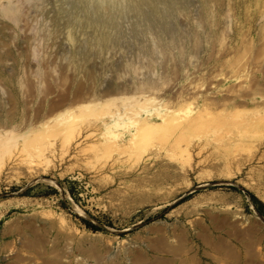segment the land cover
<instances>
[{
  "label": "rangeland",
  "instance_id": "obj_1",
  "mask_svg": "<svg viewBox=\"0 0 264 264\" xmlns=\"http://www.w3.org/2000/svg\"><path fill=\"white\" fill-rule=\"evenodd\" d=\"M2 130L0 264H264V0H0Z\"/></svg>",
  "mask_w": 264,
  "mask_h": 264
},
{
  "label": "bare ground",
  "instance_id": "obj_2",
  "mask_svg": "<svg viewBox=\"0 0 264 264\" xmlns=\"http://www.w3.org/2000/svg\"><path fill=\"white\" fill-rule=\"evenodd\" d=\"M143 1H145V0H143ZM3 6V5H2ZM9 6V5H8ZM10 8H12V7H10ZM10 8L9 7H7V5L2 9V13H4V14H8V13H11V10H10ZM10 16V15H9ZM149 96V95H148ZM115 98V97H114ZM125 98V97H124ZM128 98V97H127ZM110 99H112V97H110ZM122 99H123V97H122ZM137 99V98H136ZM144 99V98H143ZM109 100V99H108ZM150 100V99H149ZM106 101H107V99H106ZM114 101V100H113ZM119 101V100H118ZM117 101V104H119V102ZM124 101V100H123ZM123 101H121V102H123ZM134 101H137V100H133V103H134ZM145 101L147 102L148 100H146L145 99ZM145 101H143L144 103H145ZM102 102H104V101H102ZM120 102V103H121ZM139 102V101H138ZM161 102V101H160ZM168 102V101H167ZM167 102H166V104H167ZM86 103H88V102H86ZM115 103V102H114ZM131 103H132V101H131ZM131 103H127V104H131ZM140 103V102H139ZM151 102H149V104H150ZM92 104V103H91ZM97 104V103H96ZM113 104V103H112ZM137 105H138V103H136ZM140 104H142V106L143 105H146V104H143L142 102L140 103ZM114 105V104H113ZM148 105V104H147ZM147 105L145 106V107H147ZM152 105V104H151ZM121 106H122V104H121ZM221 106V105H220ZM79 107L80 108H83V107H92V105H90V104H83V105H79ZM118 107V106H117ZM116 107V108H117ZM123 107V106H122ZM128 107H130V106H128ZM140 107H141V105H140ZM149 107H151L150 105H149ZM66 108H68V107H66ZM70 109H66V110H69V111H66V112H63V113H59V114H55V116H54V118L53 119H58V118H61V117H64L65 119H67L68 118V116L69 117H71V115L73 114V113H71L72 112V107H69ZM120 108V107H119ZM124 108H126V107H124ZM139 108V107H138ZM143 108V107H142ZM165 108V107H164ZM167 108V107H166ZM221 108V107H220ZM241 108V107H240ZM128 109V108H127ZM133 110L135 109L134 107L132 108ZM131 109V110H132ZM171 109V108H170ZM193 109V108H192ZM63 110V109H62ZM71 110V111H70ZM117 110V109H116ZM115 110V111H116ZM119 110V109H118ZM172 110V109H171ZM186 110H188V107L186 108ZM64 111H65V109H64ZM77 110H75V112H76ZM141 111V110H140ZM196 111V110H195ZM120 112V111H119ZM127 112H128V110H127ZM171 112H173V110L172 111H167V112H165L164 113V116L165 115H167V114H169V113H171ZM181 112V111H180ZM116 113V115L118 114V112H115ZM114 113V114H115ZM131 113H132V111H131ZM135 113V112H134ZM156 113V112H155ZM195 113V112H194ZM114 114L112 115V116H114ZM136 114V113H135ZM157 114V113H156ZM54 115V114H53ZM126 116L125 117H129L128 115H127V113L125 114ZM131 115V114H130ZM153 115V114H152ZM193 115V114H192ZM211 115V114H210ZM122 116H124L123 114H122V112L120 113V114H118L117 116H115V118L113 119V121L112 122H108L107 123V130L106 131H108V130H110V129H112V128H114V126H118V125H123V126H128V125H130L131 123H134V122H136L137 124L140 122H142V120H148V119H146V118H140V119H135V118H133V119H135V120H133V119H131V121H127V120H121V117ZM133 116H136V115H133ZM131 118H132V116H131ZM162 118V117H161ZM166 119H164V124H165V122L167 121H165ZM110 121V120H109ZM148 122H150L149 124H156L157 122H153L152 120H148ZM163 122H158V123H163ZM45 125V124H44ZM43 125V126H44ZM138 126V125H137ZM155 127L156 126H154V129H155ZM162 126H160V128H161ZM157 128L159 129V126H157ZM157 129V130H158ZM94 130V129H93ZM97 131V130H96ZM106 131H102V135H104L105 134V132ZM145 131V130H144ZM11 133H12V131H10ZM93 132V133H92ZM91 133L93 134V135H95V133H99V132H95V131H92ZM131 132V131H130ZM146 132H148V131H146ZM0 133H2V134H4L5 133V131H0ZM10 133V134H11ZM18 133V132H17ZM91 133H88V134H90V136L89 135H86L87 137H92L93 135L91 134ZM170 133H171V131H170ZM8 133H6L5 135H7ZM139 133H138V131L136 130V131H132L131 132V134H130V137H129V139L128 138H121L120 140H118L117 141V139H115L117 142H116V145H117V147H120V148H126V146L129 148V146H131V145H129L133 140H135V138L136 139H138V138H140V136H137ZM174 134V133H173ZM84 135V134H83ZM92 135V136H91ZM140 135V134H139ZM9 136V135H8ZM8 136H7V138H8ZM119 136H120V134H119ZM138 138H137V137ZM4 137V136H3ZM97 137V136H96ZM100 137V136H99ZM98 137V138H99ZM177 137V136H176ZM1 138H2V136H1ZM6 138V139H7ZM5 139V140H6ZM86 139V138H85ZM99 140V139H98ZM103 140V139H102ZM139 140V139H138ZM95 141V140H94ZM173 141V140H172ZM135 142V141H134ZM118 143V144H117ZM138 142H136V143H131L132 145L133 144H137ZM129 145V146H128ZM182 146V145H181ZM181 148H183V147H181ZM85 149V148H84ZM128 150V149H127ZM126 150V151H127ZM124 150H122V152H123ZM126 151H124V152H126ZM182 151V150H181ZM173 153V152H172ZM174 154V153H173Z\"/></svg>",
  "mask_w": 264,
  "mask_h": 264
},
{
  "label": "crops",
  "instance_id": "obj_3",
  "mask_svg": "<svg viewBox=\"0 0 264 264\" xmlns=\"http://www.w3.org/2000/svg\"><path fill=\"white\" fill-rule=\"evenodd\" d=\"M205 264H242V256L236 253L234 256L230 257V260L224 259V261H222L220 259H212Z\"/></svg>",
  "mask_w": 264,
  "mask_h": 264
},
{
  "label": "trees",
  "instance_id": "obj_4",
  "mask_svg": "<svg viewBox=\"0 0 264 264\" xmlns=\"http://www.w3.org/2000/svg\"><path fill=\"white\" fill-rule=\"evenodd\" d=\"M231 187L236 189V190H239V188L236 187V186H231ZM253 198H254V200L258 201L255 196H253ZM83 221L87 225V227L90 228V229H93V230H100L101 229L100 226H98V225H96V224H94V223H92V222H90V221H88L86 219H83Z\"/></svg>",
  "mask_w": 264,
  "mask_h": 264
}]
</instances>
